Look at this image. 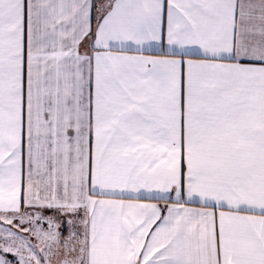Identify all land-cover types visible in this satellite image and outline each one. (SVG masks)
Here are the masks:
<instances>
[{"label":"snow or ice","instance_id":"obj_1","mask_svg":"<svg viewBox=\"0 0 264 264\" xmlns=\"http://www.w3.org/2000/svg\"><path fill=\"white\" fill-rule=\"evenodd\" d=\"M0 264H264V0H0Z\"/></svg>","mask_w":264,"mask_h":264}]
</instances>
